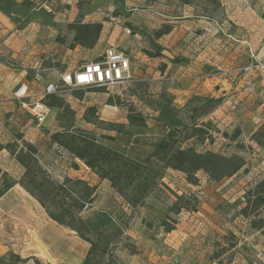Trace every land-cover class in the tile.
I'll return each mask as SVG.
<instances>
[{
  "label": "rangeland",
  "instance_id": "obj_1",
  "mask_svg": "<svg viewBox=\"0 0 264 264\" xmlns=\"http://www.w3.org/2000/svg\"><path fill=\"white\" fill-rule=\"evenodd\" d=\"M70 25L101 30L76 42ZM109 48L130 58V81L86 89L62 83ZM50 84L67 110L58 122L62 110L50 109L39 124L27 110L44 103ZM117 103L133 106L145 124L128 126V112ZM263 125L264 0H0V187L4 178L21 181L25 169L12 152L32 145L42 177L55 189L79 190L78 182L94 189L79 214L99 245L93 264H264V229L254 230L241 215L245 194L264 180V148L254 140ZM68 127L139 163L136 175L148 183V197L130 201L136 185L123 197L72 158L53 140ZM170 131L175 147L240 157L246 167L220 182L199 172L189 184L154 156ZM175 194L190 199V210H172ZM48 206L59 212L52 201ZM253 220L264 223V206ZM26 230L19 233L33 232ZM74 237L76 244L67 245L78 250L82 241L86 260L90 244ZM55 245L61 257L68 253L65 242ZM14 257L0 264H26Z\"/></svg>",
  "mask_w": 264,
  "mask_h": 264
},
{
  "label": "trees",
  "instance_id": "obj_2",
  "mask_svg": "<svg viewBox=\"0 0 264 264\" xmlns=\"http://www.w3.org/2000/svg\"><path fill=\"white\" fill-rule=\"evenodd\" d=\"M188 1V0H187ZM69 28L75 32V41L81 39L92 40L93 36H98L101 30L100 26L92 25H70ZM164 32H158V36H163ZM147 54L151 58H157L159 55L153 54L150 51ZM44 103L50 109L62 110V114L58 116V122L63 121V114L67 110L64 100L57 95H50L44 98ZM111 104H113L111 102ZM124 108L127 112L129 125L132 127H141L145 124V117L138 112L133 106H124L120 103L115 104ZM67 113V112H66ZM171 128L174 124L169 125ZM70 128L66 132L53 136L54 142L61 145L72 158L78 159L86 164L92 170L97 172V175L102 180H108L114 190L121 196H126L127 190L132 186H137L130 201L140 204L148 197L151 189H147L148 183L141 180L136 174H141L142 167L139 163L127 158L125 155L118 153L98 145L96 142L81 138L70 132ZM198 130V129H195ZM173 131V130H172ZM264 132V125L260 131L254 135V140L259 147L264 148V139H260V134ZM173 136V135H172ZM171 131L169 136L160 142L155 149L154 156L158 159V165L163 168L182 172L186 175L189 184L195 185L198 182L197 175L199 172H204L209 180L220 182L226 178H232L239 172L245 169V161L240 157H226L221 154L207 152L197 153L194 149H182L175 147L172 141ZM197 136L191 134L189 138ZM264 138V136H262ZM26 153L22 149L18 153L12 152L16 161L22 168L25 169V174L19 183H10L4 178V186L0 187V198L4 196L16 184L25 187L37 201L48 211L49 216L61 226L67 227L76 232L78 236L90 244L91 248L88 256L83 264H93V259L97 257L99 245L89 237L90 229L85 222L79 217L86 200L90 199L94 193L85 182L75 183L76 188L81 189H65V187H56L44 179V172L35 158V149L32 145H26ZM5 176V175H3ZM40 176L42 179H39ZM78 190V191H77ZM74 196H77L76 199ZM176 202L172 210L181 212L182 210H190L186 206V201L190 200L185 195H174ZM50 200V201H49ZM68 200V201H67ZM245 207L241 210V215L248 220H251V226L254 230H263L264 223L256 224L253 220L254 216H258L260 209L264 206V180L252 187L244 196ZM54 204L58 213L49 211V203ZM70 201V203H69ZM129 201V200H128ZM134 201V202H135ZM80 203L83 204L80 206ZM77 207V211L76 210ZM165 226V225H164ZM173 229L168 228L167 232ZM98 236L103 234L97 233Z\"/></svg>",
  "mask_w": 264,
  "mask_h": 264
},
{
  "label": "crops",
  "instance_id": "obj_3",
  "mask_svg": "<svg viewBox=\"0 0 264 264\" xmlns=\"http://www.w3.org/2000/svg\"><path fill=\"white\" fill-rule=\"evenodd\" d=\"M12 200L15 202L12 203ZM0 212L4 213L0 220L1 260L11 255L26 264H83V242L78 243V250L69 247L67 244L77 242L74 232L53 221L38 201L21 186L12 187L0 198ZM23 229L33 232L30 236H24L19 233ZM64 242L68 253L61 257L55 244Z\"/></svg>",
  "mask_w": 264,
  "mask_h": 264
},
{
  "label": "built area",
  "instance_id": "obj_4",
  "mask_svg": "<svg viewBox=\"0 0 264 264\" xmlns=\"http://www.w3.org/2000/svg\"><path fill=\"white\" fill-rule=\"evenodd\" d=\"M132 63L128 56L119 52L115 48H109L105 51L103 59L99 62L89 63L76 72L66 74L62 77V83L65 86H71L78 89L93 87L116 86L124 84L132 79ZM248 74L252 69H244ZM57 87L50 84L46 87L42 99L46 96L55 95ZM24 108L27 104H23ZM39 124H44L50 108L42 101L33 104L30 110H27ZM90 171L89 168H87ZM90 209V204H86L84 211ZM27 232H30L29 230Z\"/></svg>",
  "mask_w": 264,
  "mask_h": 264
}]
</instances>
